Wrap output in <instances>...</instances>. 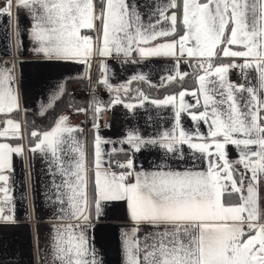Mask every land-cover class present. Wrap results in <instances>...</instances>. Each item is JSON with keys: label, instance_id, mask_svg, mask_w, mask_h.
<instances>
[{"label": "snow or ice", "instance_id": "snow-or-ice-1", "mask_svg": "<svg viewBox=\"0 0 264 264\" xmlns=\"http://www.w3.org/2000/svg\"><path fill=\"white\" fill-rule=\"evenodd\" d=\"M141 7L136 0H5L0 8V17H9V39L15 38L10 47L23 50V11L31 21L27 34L36 56L83 64L86 79L92 58L99 57L104 72L98 83L110 91L126 92L132 81L148 82V77L140 73L114 87L107 57L122 63L171 58L172 72L161 78V86L190 75L180 71L181 63L193 69L198 82L191 92L183 89L151 100L158 108L174 109L173 127L149 137L129 131L119 143L129 145L132 155L114 147L113 154L126 157L115 161V170L111 154L105 166L102 145L114 142L98 134V120L111 104L123 103L119 95L108 105L93 96L91 162L87 142L76 135L84 129L71 125L68 116H60L49 130L29 133L28 151L45 158L52 177L53 196L47 198L55 205L56 223L46 264H102L88 230L109 202H124L132 222L122 232L124 264H264V0H155L152 6L143 5L149 8L147 19ZM23 62L0 61V114L8 117L0 120V138H24L20 121L10 116L21 108L17 63ZM233 69L244 83L230 80ZM253 72L256 84L251 83ZM64 91L61 83L52 101L41 106L42 113ZM137 91L143 107L149 97ZM188 95L195 104L185 100ZM136 106L125 104L130 110ZM182 113L191 117L194 131L183 127ZM201 122L207 134L199 129ZM185 145L193 161H207L205 170L174 168L167 161L154 170L137 168L134 156L142 149L156 147L169 159L184 161ZM229 145L238 152L234 160L229 159ZM13 154L23 158L24 145L0 143L3 223H16L10 176L5 174L13 170Z\"/></svg>", "mask_w": 264, "mask_h": 264}, {"label": "crops", "instance_id": "crops-1", "mask_svg": "<svg viewBox=\"0 0 264 264\" xmlns=\"http://www.w3.org/2000/svg\"><path fill=\"white\" fill-rule=\"evenodd\" d=\"M141 5V11L145 19L149 8L143 5L152 6L155 0H136ZM5 0H0V8L4 7ZM16 9H13L15 16ZM19 23L22 31L23 50L17 52L14 47V36L9 39L12 31L9 25V17H0V61H20L17 63V81L20 90V111L16 112L13 119L20 121L21 131L24 133L22 140L10 138H0V143H11L13 145L23 144L25 155L22 158L19 155L12 156V171H6L5 174L10 176L9 186L11 188L12 204L14 205L13 214L16 223L0 222V264H46V260L51 258V241L53 235L52 225L54 220L55 205L49 202L48 196H53L52 177L49 174L48 164L45 158L39 153H30L29 138L25 132V116H43L53 110L55 105L67 94L70 89L86 85V87H99L101 91L97 94L107 96L119 95L123 103L111 104L107 110L100 114L98 120V134L106 140L113 141L102 145L105 159V166L109 155L114 161H123L126 159L123 153H112V149L123 147L132 155V150L127 144H120L119 141L127 136L129 131H138L142 136H156L163 130L171 129L175 123L174 109L172 107L158 108L148 101L144 102L143 107L139 106V99L133 95V84L138 81H132L128 86V91L121 90L119 93L110 91L104 84L98 83L104 70L98 65L99 57L92 58L90 69V79L84 78L85 66L77 63H65L59 61H46L40 56H36L30 49L31 41L28 38L27 29L31 26V21L25 12L20 11ZM135 55V54H134ZM138 58V57H137ZM106 60L111 75L110 83L116 87L125 84L137 74L143 73L148 77L146 84L155 89L163 88L171 83L165 82L161 86V78L172 72L174 61L171 58L154 57L142 60L140 63H122L115 57L103 58ZM225 61L227 58H224ZM237 62H240L237 59ZM181 72L191 73V67L188 64L181 63ZM237 76L239 81L236 82L234 77ZM255 73H250L251 83L256 84L254 79ZM186 78V77H185ZM230 80L234 83H244L239 72L233 69L230 72ZM63 83L65 87L64 94L52 103V107L42 113L41 106L47 105L52 101L53 95L58 91L59 85ZM155 85V86H153ZM198 86L195 81V88L187 89L189 92L195 90ZM140 92H143L139 89ZM94 93V94H95ZM139 93V92H138ZM139 95V94H138ZM167 96V95H166ZM91 97V96H90ZM112 97L110 103L114 100ZM81 104L73 105V108L66 109L62 113L55 115L49 130L55 125V122L62 115L68 116L70 124L83 128L82 133L76 135L87 142L88 160H92V142H93V117L90 108L91 99H79ZM188 103L195 104V99L190 95L185 97ZM109 103V104H110ZM137 105L134 109H128L125 104ZM78 108L87 109V113L76 111ZM15 113V112H13ZM12 113V114H13ZM0 116H5L0 114ZM11 116V114H10ZM107 122L110 126L107 127ZM50 123V122H49ZM181 123L189 131H194L195 124L187 113H182ZM199 129L202 133L207 134L208 127L203 122L200 123ZM45 131V130H44ZM35 138H32L34 144ZM229 159L234 160L238 157L236 148L229 145L227 148ZM185 160L176 161L169 159L164 155L162 149L149 147L135 153L134 160L137 168L143 167L145 170H154L155 165L167 161L174 168H184L195 166L199 170H205L207 161L204 159L192 160L190 150L187 145L184 146ZM112 166V165H111ZM59 181V177H57ZM2 195V194H0ZM260 196L262 206H264V183L260 187ZM7 207L5 212L7 214ZM94 227L88 230L90 243L96 249L98 258L102 264H124L123 238L122 232L132 226L126 213L124 202H109L103 205V212L99 219H93ZM148 229L141 231L138 235L143 237Z\"/></svg>", "mask_w": 264, "mask_h": 264}, {"label": "trees", "instance_id": "trees-1", "mask_svg": "<svg viewBox=\"0 0 264 264\" xmlns=\"http://www.w3.org/2000/svg\"><path fill=\"white\" fill-rule=\"evenodd\" d=\"M192 72H193V69L191 68V73ZM191 73L181 83H171L163 88L155 89L151 87L150 85L146 84L145 82L138 81L133 84V89L136 88L137 90L139 89L142 90L148 97L163 98L166 95L175 94L178 91L183 90V89L195 88L196 79L193 77V75H191ZM84 86L86 87L87 84L86 85L84 84ZM137 90L133 91V95H136V98H138L139 96L138 95L139 93ZM93 96H95V98L98 99L99 101H102L105 105H108L112 97H116L117 95L111 96V93H109L107 96H103L101 94L95 93V94H92L90 97L91 103L93 100ZM77 103L81 104L80 100L71 96L70 91H67V94H65V96L61 99V101H59L55 105V108L47 112L45 115L36 116V117L29 116L28 118L25 116L24 125H25V132L27 134V137L30 139L29 133L33 130L38 131V132H42L46 130V126H50V124L52 123L51 121L54 119L56 114L62 113L66 109L73 108V105H76ZM15 115H16V112L11 114V118H14ZM6 118L8 117L0 116V120H5ZM0 127H3V125H0Z\"/></svg>", "mask_w": 264, "mask_h": 264}, {"label": "built area", "instance_id": "built-area-1", "mask_svg": "<svg viewBox=\"0 0 264 264\" xmlns=\"http://www.w3.org/2000/svg\"><path fill=\"white\" fill-rule=\"evenodd\" d=\"M235 81L238 82L239 78L234 77ZM101 91L99 87H85L84 85L76 86L70 89V95L77 99L88 100L92 94ZM110 126V122H107V127ZM112 168L115 170V161L112 164Z\"/></svg>", "mask_w": 264, "mask_h": 264}]
</instances>
